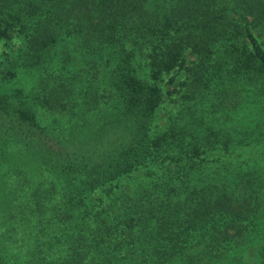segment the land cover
I'll return each instance as SVG.
<instances>
[{
  "label": "trees",
  "instance_id": "1",
  "mask_svg": "<svg viewBox=\"0 0 264 264\" xmlns=\"http://www.w3.org/2000/svg\"><path fill=\"white\" fill-rule=\"evenodd\" d=\"M252 30L264 0H0V39L22 41L0 71V264H217L243 242L264 176L189 154L264 130ZM180 72L158 128V81Z\"/></svg>",
  "mask_w": 264,
  "mask_h": 264
},
{
  "label": "rangeland",
  "instance_id": "2",
  "mask_svg": "<svg viewBox=\"0 0 264 264\" xmlns=\"http://www.w3.org/2000/svg\"><path fill=\"white\" fill-rule=\"evenodd\" d=\"M251 35L256 39L257 42H262L264 44V35L257 34L256 31L252 30ZM22 46L21 38L13 36L9 39H0V71L6 67V61L11 58L15 53L18 47ZM4 71V69H3ZM183 73L178 74L171 73V76H174V79L169 81V75H163L158 84L163 89L162 102L155 112V124L157 127H162L165 124V120L175 116L180 115L183 110V106L180 103L179 94L177 91L178 86L174 83L178 82L181 79ZM172 78V77H171ZM24 78L19 74H15L9 81V87H17L18 80ZM197 112V109L194 110ZM250 111L251 113H257V109H247L243 108L242 110L230 111L228 114H233V119L237 120L233 123L236 128L242 127H253L254 121H249L247 119H240V116ZM37 118L44 124L50 123L54 119L55 114L37 109L36 111ZM193 114H189V116ZM217 115V113H212V116ZM238 117V118H237ZM57 118H60L58 116ZM262 119V117H261ZM240 123L239 125H237ZM264 126V124L262 125ZM249 129V128H248ZM237 130H235L236 132ZM240 131V130H239ZM263 127L259 126L254 133L247 134L248 143H242L240 138L235 142L229 144L226 148H212V149H200L196 155H191L192 165L191 170H213L218 163H224L221 165V168L224 169L225 178L229 179L234 177L236 174L242 172H248L254 174L257 178L259 176H264V132ZM234 132V134H235ZM239 136V135H238ZM190 158L182 159L185 163L189 161ZM202 168V169H201ZM201 181L197 180L196 183L202 182L204 180L203 175L201 174ZM264 193V188H262ZM231 248L226 252L225 257L218 262L217 264H258L262 255L264 254V215L259 217L256 220V226L253 230L246 234L243 242L239 245L226 246ZM216 264V263H214Z\"/></svg>",
  "mask_w": 264,
  "mask_h": 264
}]
</instances>
